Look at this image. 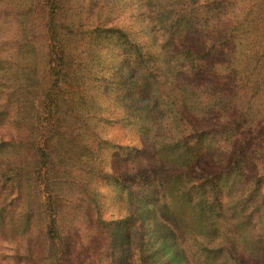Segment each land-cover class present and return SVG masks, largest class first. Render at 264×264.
I'll use <instances>...</instances> for the list:
<instances>
[{
	"label": "trees",
	"instance_id": "16d2710c",
	"mask_svg": "<svg viewBox=\"0 0 264 264\" xmlns=\"http://www.w3.org/2000/svg\"><path fill=\"white\" fill-rule=\"evenodd\" d=\"M30 1L22 9L0 0V129L9 106L14 128L0 131V233L10 229L27 238L23 253L11 241L12 253L4 258L11 264H59L61 255L63 264H129L133 257L132 264H150L138 239L132 244L130 217L119 220L114 252L99 246L92 261L74 256L76 245L69 241L80 228L70 223V233H60L64 215L57 200L66 191V201L85 210L86 226H107L105 194L92 182L112 188L120 199L132 192L105 154L111 149L131 155L151 139L176 170L168 181L172 193L194 211L183 237L186 243L190 237V258L196 264H264V123L249 118L256 90L247 93L246 78L225 58L232 50L233 0H137L139 10L130 14L122 0H73L70 19L61 13L60 0ZM30 47L39 55L22 70L13 55ZM162 54L166 65L160 67ZM65 73L83 111L65 104ZM109 78H120V84ZM136 79L154 93L166 84L164 95L152 102L140 92L137 107L124 105L118 96L128 88L139 93ZM112 85H123L115 96L109 95ZM157 111L163 116L159 125L151 118ZM106 126L120 133L107 136ZM66 154L73 158L69 168L58 164ZM72 172L88 180L68 191L62 181L71 177L74 183ZM26 176L40 199L35 233L32 212L15 210Z\"/></svg>",
	"mask_w": 264,
	"mask_h": 264
},
{
	"label": "rangeland",
	"instance_id": "374dc122",
	"mask_svg": "<svg viewBox=\"0 0 264 264\" xmlns=\"http://www.w3.org/2000/svg\"><path fill=\"white\" fill-rule=\"evenodd\" d=\"M123 1H125L123 9L125 11L130 9L128 14L139 10L140 4L137 0H122V3ZM12 2L15 7L17 5L24 9L23 6L31 1L12 0ZM71 3L74 4L73 0H60L59 2V7L62 9L61 13L65 14L66 17L69 15V19L71 18V10L73 9ZM232 3L229 15V23L233 31L232 50L225 58L231 68L243 74L246 78L247 93L251 94L254 89L256 90L257 95L255 99L251 100L249 118L264 123V0H233ZM104 7L106 8L107 6ZM40 29H42L41 23ZM35 45L38 46V41L35 42ZM36 50L32 51L31 47L29 49L15 50L17 52L13 57L21 62L22 70L26 69L25 64L27 61L31 59L35 60L39 55V51ZM42 52H44L43 49ZM165 60L166 56L162 54L158 62L160 67L166 65ZM163 75L166 74L163 73ZM109 80L120 84V78L116 80L109 78ZM73 83L70 76L65 73L60 82V88L63 89L64 94L70 95V99L66 100L65 104L72 108L73 111H83V105L76 92L77 87ZM135 83L139 85V93H133V90L128 88L125 92L121 90L120 96H118V99L124 105L129 106L133 103L132 109L142 102L140 92H142V97L151 98L152 102H156V95L160 93L163 96L164 87H167L166 84H163V86H160L161 92H155V94L151 87L144 85L141 80L136 79ZM136 84H134L135 87ZM119 86L121 89L123 85H118V87L115 85L108 86L109 95L115 96L117 94L116 90H119ZM152 106H156V103H152ZM11 114L12 111L9 106L4 112L3 119H1L4 124H2L3 126L0 131L8 132V129L11 133L14 131L10 123L12 119L10 118ZM159 115L160 113L157 111L155 116L153 114L151 116L154 120L153 122L155 124L157 122L158 125L160 123L159 119H163V116ZM5 118L8 119L9 123L4 121ZM34 119L35 115L33 114L31 123L34 122ZM201 121L205 123L204 125H208L205 119L202 118ZM6 125H9L8 129L5 127ZM102 130L103 133L110 137L117 136L120 133L118 129H113L110 126H106V129ZM131 133L135 136L133 131ZM150 141L152 140L148 139L145 140L144 144L141 142L138 144V140H136L134 144L140 145L142 149L131 155H122L111 149L105 154L104 159L109 168L115 174L126 175L123 182L129 186L132 192V197H127L125 200L123 196L120 199L112 188L97 180L92 182V185L97 184L100 186L101 192L105 194L102 198V209L104 218L108 223L107 226H98L100 229L97 230L95 227L86 226L85 210L83 211L81 208L72 205V201L71 203L70 201H66L67 197L64 194L66 191H62L57 200V207L60 208L61 213L64 215L63 222L59 220V231L62 234L70 233L69 228H72V226H68L70 223L74 227L80 228V231L73 232L69 241L71 245H76L73 248L74 256H79L83 259L86 255V261H92L94 258H98L96 251L99 249V246L102 247L103 253L114 252L113 247L116 244L115 235L116 231L120 228L119 220L130 217L126 222L127 231L131 234L132 244L135 243L134 239H138L139 248L142 249L143 255L149 256L148 263L196 264L190 258V237L188 243L183 240V237L189 236L190 225L194 222V211L190 209V204H180L177 201L168 183L176 170L156 153L154 144L152 145ZM13 160L17 159L14 158ZM72 162L73 158L66 154L65 157L59 159L58 164L69 168ZM220 167L221 165L215 164L216 169ZM136 173H139L138 176L142 175V178H136ZM71 175L74 177V183L71 177H69L70 180L65 181L64 179L61 186L68 191L75 186L79 187L80 184L88 180L85 174L79 175L72 172ZM250 175H252V171ZM27 178L30 177L26 176L24 178L23 191L20 192L21 195H17L19 200H17L15 210L19 214L23 212L25 214L26 211L32 212V226L30 229L31 232L35 233L40 218V199L38 198L37 190L28 184ZM7 231L4 230L3 233H0V264H11L7 258H4L5 254L12 253L10 248L11 241L12 245L21 246L22 249L20 248L21 251L19 250L21 253L24 252L27 245V238L24 233L17 232L13 234L15 231L10 229ZM96 231L99 232L97 235L98 241L92 243V239L96 237ZM243 235L245 236V233ZM19 236H22V238H19ZM33 237L35 238V236ZM33 241L35 240L33 239ZM116 256L118 257L119 255L117 254ZM56 259L59 264L66 263L61 255ZM258 259L263 262L262 257ZM252 261L249 264H258L257 259ZM127 262L132 264L133 257L130 258V261L127 259Z\"/></svg>",
	"mask_w": 264,
	"mask_h": 264
}]
</instances>
